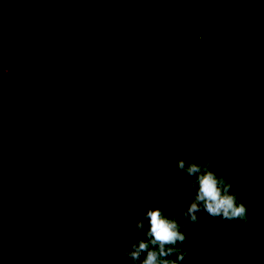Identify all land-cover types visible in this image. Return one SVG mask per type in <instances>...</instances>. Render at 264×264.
<instances>
[{"label": "trees", "instance_id": "obj_1", "mask_svg": "<svg viewBox=\"0 0 264 264\" xmlns=\"http://www.w3.org/2000/svg\"><path fill=\"white\" fill-rule=\"evenodd\" d=\"M192 158L251 218L201 213L184 264H264V0H0V264H131Z\"/></svg>", "mask_w": 264, "mask_h": 264}, {"label": "clouds", "instance_id": "obj_2", "mask_svg": "<svg viewBox=\"0 0 264 264\" xmlns=\"http://www.w3.org/2000/svg\"><path fill=\"white\" fill-rule=\"evenodd\" d=\"M178 170L189 179L191 202L182 214L168 215L162 208H149L136 218L132 232L135 237L143 233L146 239L125 243L124 258L131 264H184L190 255L185 250L186 229L189 224L199 225L201 213L224 221H239L247 225L251 211L242 201V194L233 192L235 176L218 174L210 162L198 163L195 158L177 161ZM42 200L34 202L39 208ZM65 228L71 221L64 220Z\"/></svg>", "mask_w": 264, "mask_h": 264}]
</instances>
